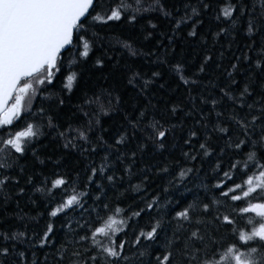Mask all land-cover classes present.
I'll return each mask as SVG.
<instances>
[{
    "label": "snow or ice",
    "instance_id": "snow-or-ice-1",
    "mask_svg": "<svg viewBox=\"0 0 264 264\" xmlns=\"http://www.w3.org/2000/svg\"><path fill=\"white\" fill-rule=\"evenodd\" d=\"M0 264H264V0H0Z\"/></svg>",
    "mask_w": 264,
    "mask_h": 264
},
{
    "label": "trees",
    "instance_id": "trees-1",
    "mask_svg": "<svg viewBox=\"0 0 264 264\" xmlns=\"http://www.w3.org/2000/svg\"><path fill=\"white\" fill-rule=\"evenodd\" d=\"M22 127H23V122L22 121H20V122L15 124V129H20Z\"/></svg>",
    "mask_w": 264,
    "mask_h": 264
},
{
    "label": "rangeland",
    "instance_id": "rangeland-1",
    "mask_svg": "<svg viewBox=\"0 0 264 264\" xmlns=\"http://www.w3.org/2000/svg\"><path fill=\"white\" fill-rule=\"evenodd\" d=\"M12 103H14V100H12L11 103H10L9 105L11 106ZM10 106H9V107H10ZM24 107L27 108V104H26V103L24 104Z\"/></svg>",
    "mask_w": 264,
    "mask_h": 264
},
{
    "label": "water",
    "instance_id": "water-1",
    "mask_svg": "<svg viewBox=\"0 0 264 264\" xmlns=\"http://www.w3.org/2000/svg\"><path fill=\"white\" fill-rule=\"evenodd\" d=\"M11 101H12V100L9 101V104L11 103ZM8 106H10V105H8Z\"/></svg>",
    "mask_w": 264,
    "mask_h": 264
}]
</instances>
